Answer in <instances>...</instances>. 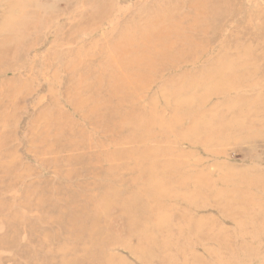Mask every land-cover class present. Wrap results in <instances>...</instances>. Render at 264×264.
I'll return each mask as SVG.
<instances>
[{"label":"rangeland","instance_id":"obj_1","mask_svg":"<svg viewBox=\"0 0 264 264\" xmlns=\"http://www.w3.org/2000/svg\"><path fill=\"white\" fill-rule=\"evenodd\" d=\"M199 1L0 0V264H264V0Z\"/></svg>","mask_w":264,"mask_h":264},{"label":"bare ground","instance_id":"obj_2","mask_svg":"<svg viewBox=\"0 0 264 264\" xmlns=\"http://www.w3.org/2000/svg\"><path fill=\"white\" fill-rule=\"evenodd\" d=\"M199 1V0H198ZM200 2V1H199ZM161 39V38H160ZM170 56H169V53H165V54H163V56H161L160 58H161V63L162 64H166L167 63V60H168V58H169ZM100 63V62H99ZM143 66L144 65H140L139 67H138V72L139 71H143ZM145 66H150L149 64H145ZM151 67V66H150ZM138 75H139V73H138ZM206 78L207 77H209L210 75L208 74V73H206ZM137 77V76H136ZM234 80H235V78H234ZM115 90H116V88H115ZM93 113H95V111L93 112ZM114 114V113H113ZM123 114V118H120L121 120H122V123H124L125 121H127V119H125V116L126 117H128V113H126V112H123L122 113ZM115 116H116V118H117V114H115ZM110 120V119H109ZM147 121L148 119L147 118H145L144 116H143V118L142 117H140L139 118V122H141V121ZM110 123H111V120H110ZM128 124V123H127ZM138 124V123H137ZM116 127H119L120 125H115ZM129 127V126H128ZM116 131V130H115ZM126 141H127V138H126ZM124 157H126V158H131L132 160L133 159H135V158H137V159H135V161L133 162V164H134V168H136L138 171H140V170H142L141 169V167H140V163L138 162V161H136V160H141L142 161V163H143V167L145 166V168H143V169H145L146 171H144V170H142V174H139L138 176H135V177H133L132 178V180H134V179H136V178H140V177H142V176H144V178H146V180H148V186H147V188H145V191H144V193L146 194V195H148V196H151V197H155V195H157L158 194V189L160 188H158V186H159V184L158 183H160V181H157V179H159L158 177H157V175H155V174H152V173H148L147 171V167H149V168H153V166H155V164L153 165V163H152V161H150V160H152V159H154V154H156V150H154L153 151V154L152 153H150V154H147V155H139V156H135V157H132V152L131 151H124V152H122L121 153ZM138 157H143V158H138ZM118 165L117 164H109V169L111 170V168H115V167H117ZM133 168V167H132ZM155 168V167H154ZM110 173H108L107 175H109ZM152 174V175H151ZM162 179V178H161ZM160 180V179H159ZM165 180V179H164ZM162 186H163V184H162ZM139 190V189H138ZM135 193V192H134ZM107 194V193H106ZM142 194V193H141ZM138 195V194H137ZM123 211H126V210H123ZM128 217V216H127ZM95 222V221H94ZM133 223V222H132ZM93 225V224H92ZM98 227V226H97ZM129 228V227H128ZM98 231V230H97ZM97 233V232H96ZM89 236H91V235H89ZM94 240V239H93ZM93 253V252H92ZM102 254V253H101Z\"/></svg>","mask_w":264,"mask_h":264}]
</instances>
